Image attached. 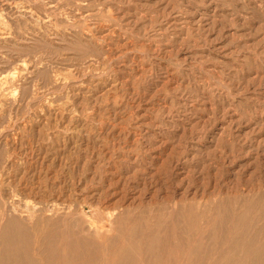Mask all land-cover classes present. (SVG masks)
<instances>
[{
  "label": "rangeland",
  "instance_id": "rangeland-1",
  "mask_svg": "<svg viewBox=\"0 0 264 264\" xmlns=\"http://www.w3.org/2000/svg\"><path fill=\"white\" fill-rule=\"evenodd\" d=\"M1 27L0 264H264V0H0Z\"/></svg>",
  "mask_w": 264,
  "mask_h": 264
},
{
  "label": "bare ground",
  "instance_id": "bare-ground-1",
  "mask_svg": "<svg viewBox=\"0 0 264 264\" xmlns=\"http://www.w3.org/2000/svg\"><path fill=\"white\" fill-rule=\"evenodd\" d=\"M4 2H5V1H4ZM7 3H9V2H7ZM10 3H11V2H10ZM12 8H13V7H12ZM25 9H26V8H25ZM83 15H84V14H83ZM7 20H8V19H7ZM55 25H56V24H55ZM10 26H11V25H10ZM13 27H14V26H13ZM5 29H6V28H5ZM5 29H3V27L0 28V37H4V35H5L6 31H7V30L5 31ZM56 29H57V28H56ZM110 29H111V28H110ZM10 30H11V29H10ZM44 31H45V30H44ZM10 32H11V31H10ZM7 35H8V34H7ZM10 35H11V34L9 33V36H10ZM9 36H8V37H9ZM34 42H35V41H34ZM128 48H129V47H128ZM84 53H85V52H84ZM86 55H87V54H86ZM97 60H98V59H97ZM90 64H91V63H90ZM92 64H94V63H92ZM92 64H91V66H92ZM101 64H102V63H101ZM69 67H70V66H69ZM90 68H91V67H90ZM95 68H96V67H95ZM9 69H10V68H9ZM16 69H17V68H16ZM91 69H92V68H91ZM143 69H144V68H143ZM59 70H60V69H59ZM81 70H82V69H81ZM71 72H72V71H71ZM8 73H9V71H8ZM75 73H76V72H75ZM6 74H7V73H6ZM6 74H5V75H6ZM9 75H10V74H9ZM88 75H89V74H88ZM91 75H92V74H91ZM7 76H8V74H7ZM3 77H4V76H3ZM67 77H68V76H67ZM89 77H90V76H89ZM7 78H8V77H7ZM10 78H11V77H10ZM87 78H88V77H87ZM92 78H93V77H92ZM1 80H2V77H1ZM9 80H10V79H9ZM88 82H89V81H88ZM74 83H75V82H74ZM3 84H4V83H3ZM22 85H23V84H22ZM89 85H90V84H89ZM95 85H96V84H95ZM95 85H94V86H95ZM56 86H57V85H56ZM100 87H101V86H100ZM80 89H81V88H80ZM11 95H12V94H11ZM76 95H77V94H76ZM91 95H92V94H91ZM18 97H19V96H18ZM25 97H26V96H25ZM87 101H88V100H87ZM9 107H10V106H9ZM101 110H102V109H101ZM145 114H146V113H145ZM70 118H71V117H70ZM102 119H103V118H102ZM79 120H80V119H79ZM103 120H104V119H103ZM77 121H78V120H77ZM86 121H87V120H86ZM92 121H93V120H92ZM84 122H85V121H84ZM146 123H147V122H146ZM81 127H82V126H81ZM81 127H80V128H81ZM100 129H101V128H100ZM5 131H6V130H5ZM101 131H102V130H101ZM76 145H77V144H76ZM103 159H104V158H103ZM100 160H101V159H100ZM92 167H93V166H92ZM65 203H66V202H65ZM1 204H2V203H1ZM1 204H0V207H1V206L4 207V206L1 205ZM9 205H10V204H9ZM50 206H51V205H50ZM23 207H24V206H23ZM53 207H54V206H53ZM0 209H1V208H0ZM23 209H24V208H23ZM50 209H51V208H50ZM52 209H53V208H52ZM1 210H2V209H1ZM24 210H25V209H24ZM6 211H7V210H6ZM19 211H20V210H19ZM58 211H59V210H58ZM9 212H10V211H9ZM33 213H34V212H33ZM60 213H61V212H60ZM4 214H5V212H4ZM4 216H5V215H4ZM4 216H3V217H4ZM15 216H16V215H15ZM15 216H14V217H15ZM27 216H28V215H27ZM61 216H62V215H61ZM5 217H6V216H5ZM5 217L3 218V220L5 219ZM10 217H12V216H10ZM15 218L17 219L18 217H15ZM15 218H13V219H15ZM13 219H12V220H13ZM28 219H29V218H28ZM70 219H71V218H70ZM3 220H2V221H3ZM19 220H20V219H19ZM22 220H23V219H22ZM22 220H21V221H22ZM37 221H38V220H37ZM49 221H50V220H49ZM10 222H11V221H10ZM19 222H20V221H19ZM2 223H3V222H2ZM5 223H6V222H5ZM38 223H39V222H38ZM10 224H11V223H10ZM24 224H25V223H24ZM63 225H64V224H63ZM6 226H7V225H6ZM19 226H20V225H19ZM26 226H27V225H25V227H26ZM15 227H16V226H15ZM17 227H18V224H17ZM17 227H16V228H17ZM25 227L22 228V229L25 230ZM2 228H3V227H2ZM20 228H21V227H19V230L21 231L22 229H20ZM26 228H27V227H26ZM5 231H6V230H5ZM7 231H8V230H7ZM11 231H12V230H11ZM11 231H10V232H11ZM22 231H23V230H22ZM28 231H29V230H28ZM3 232H4V230H3ZM15 232H16V231H15ZM6 233H7V232H6ZM8 233H9V232H8ZM26 233L29 234L27 231H26ZM13 234H14V233H13ZM20 234H21V233H20ZM14 235H15V234H14ZM12 236H13V235H12ZM16 236H18V235H16ZM19 236H20V235H19ZM27 236H28V235H27ZM27 236H25V237L22 236L21 238H23V237H24V238H27ZM0 237H1V236H0ZM15 238H16V237H15ZM15 238H14V239H15ZM21 238H20V239H21ZM84 238H85V237H84ZM11 239H13V237H12ZM17 239H18V238H17ZM17 239H15V241H18ZM75 239H76V238H75ZM82 239H83V238H82ZM2 240H3V239H2ZM2 240H1V242H2ZM8 240H10V239H8ZM8 240H7V241H8ZM21 240H22V242H21ZM21 240H20V242L23 243L24 240H23V239H21ZM26 240H27V239H26ZM38 240H39V239H38ZM10 241H12V240H10ZM91 241H92V240H91ZM24 243H25L26 245H27V244L29 245V243H27L26 241H25ZM24 243H23V244H24ZM4 244H5V243H4ZM10 244H12V246H13L14 243H10ZM23 244H19V245H22V247H25V246H23ZM25 244H24V245H25ZM6 245H7V244H6ZM17 245H18V244H17ZM3 246H5V245H3ZM9 246H11V245H9ZM29 246H30V245H29ZM0 247H1V245H0ZM2 248H3V247H2ZM11 248H12V247H8V246H6V249H4V252H2L1 256H4V255H5V256L13 257V256H14V253H15V251H16V249H15V251H14V250H11ZM15 248H16V247H15ZM29 248H30V247H28L27 251L30 250L29 253L31 254V248H30V249H29ZM0 249H1V248H0ZM12 249H14V247H13ZM18 249H19V248H18ZM22 249H23V248H22ZM2 251H3V250H2ZM27 251H26V252H27ZM17 253H18V250H17ZM27 253H28V252H27ZM29 253H28V254H29ZM224 253H225V252H224ZM257 254H258V253H257ZM19 255H20V253H19ZM97 255H98V254H97ZM15 256H16V254H15ZM21 256H22V253H21ZM24 256H25V255H24ZM31 256H32V254H31ZM101 256H102V255H101ZM19 257H20V256H19ZM27 257L29 258V256H27ZM27 257H26V259H27ZM103 257H104V256H103ZM8 258H9V257H8ZM34 258H35V257H34ZM36 258H37V257H36ZM11 259H13V258H11ZM15 259H16V258H15ZM4 260H6V259H4ZM4 260H3V261H4ZM8 260H9V259H8ZM28 260H29V259H28ZM3 261H2V262H3ZM14 261H15V260H14ZM18 261H19V260H18ZM26 261H27V260H26ZM8 263H9V262H8ZM10 263H11V262H10ZM27 263H28V262H27ZM33 263H34V262H33ZM33 263H32V264H33ZM37 263L39 264V262H37ZM13 264H18V262L15 261ZM19 264H23V263L20 261ZM72 264H73V263H72Z\"/></svg>",
  "mask_w": 264,
  "mask_h": 264
}]
</instances>
